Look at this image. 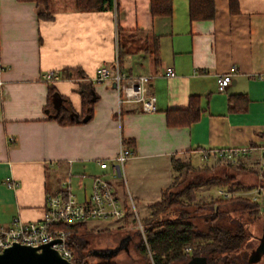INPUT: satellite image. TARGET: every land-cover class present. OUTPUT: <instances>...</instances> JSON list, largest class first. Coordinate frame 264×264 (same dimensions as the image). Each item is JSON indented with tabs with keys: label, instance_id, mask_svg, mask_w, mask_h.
Listing matches in <instances>:
<instances>
[{
	"label": "crops",
	"instance_id": "1",
	"mask_svg": "<svg viewBox=\"0 0 264 264\" xmlns=\"http://www.w3.org/2000/svg\"><path fill=\"white\" fill-rule=\"evenodd\" d=\"M117 1L118 16L113 9L82 12L73 0H50L52 18L47 20L37 17L33 2L0 0V224L41 218L46 197L60 193L63 182L74 193L75 180L83 199L96 176L107 178L126 202L133 200L143 219L176 176L173 159L196 169L212 167L223 162V152L236 149L238 156L258 157L260 163L264 0H237L236 10L231 0H214L215 16L197 21L189 18V0H173L169 17H153L150 0ZM117 24L126 52L120 68L127 75L150 76L154 112H119L112 85L94 80L100 65L115 60ZM232 65L237 70L230 84L219 90L217 76ZM168 67L171 77L165 76ZM49 70L60 78L52 83L55 92L48 103V82L41 76ZM86 90L96 99L84 120L81 95ZM242 93L247 108L231 110L229 96ZM191 96L198 98L199 119L167 126L165 112L186 108ZM61 105L82 121L57 122ZM124 140H132L133 153L123 177H114L99 163L111 161ZM7 177L17 186L8 187ZM132 218L129 213L116 224L132 225Z\"/></svg>",
	"mask_w": 264,
	"mask_h": 264
},
{
	"label": "trees",
	"instance_id": "2",
	"mask_svg": "<svg viewBox=\"0 0 264 264\" xmlns=\"http://www.w3.org/2000/svg\"><path fill=\"white\" fill-rule=\"evenodd\" d=\"M17 1L35 3L39 19L52 18L50 0ZM73 2L75 9L82 12L112 9L115 10L116 15L118 12L117 0H73ZM172 5L173 0H150L149 11L153 17H169ZM237 6V0L230 1L232 10H236ZM188 13L190 20L193 21L211 20L216 13L215 1L189 0ZM116 30L117 58L121 67L122 56L126 52L119 44L118 24ZM47 87L49 103L55 88L52 83H48ZM81 97L85 112L83 117L86 114L89 116L96 97L87 90L82 92ZM189 99L186 108L165 112L167 126H186L199 119L201 107H199L198 98L191 96ZM229 101L231 110L243 111L247 108L248 97L243 93L232 94L229 96ZM237 102L242 103L240 107H237ZM70 109L61 105L54 116L55 120L63 125L81 122V117L69 116ZM123 143L128 148L133 144L132 140H124ZM173 166L178 171L188 170L191 167L179 159H173ZM240 168L237 166L234 169ZM176 184L177 180L174 176L170 186L162 190L160 201L149 205L148 215L141 219L144 239L141 232L136 231L140 237L136 249L149 258L148 264H185L192 256L206 257L207 264H258L260 260L251 262L249 257L259 245L261 237L257 242L251 230V224L255 223L259 217V204L238 195L203 201V203H199L196 198V190L202 185L224 186L230 194L245 188L234 174L224 173L223 176L202 177L196 175L191 177L183 187L172 190L171 188ZM262 188L264 184L258 187L259 190ZM125 204L128 210L129 204L126 202ZM62 227L69 232L67 244L72 249L75 263L88 264L90 252V242L86 237L88 224L80 222L74 225L64 224ZM97 264H116V262L106 259Z\"/></svg>",
	"mask_w": 264,
	"mask_h": 264
},
{
	"label": "built area",
	"instance_id": "3",
	"mask_svg": "<svg viewBox=\"0 0 264 264\" xmlns=\"http://www.w3.org/2000/svg\"><path fill=\"white\" fill-rule=\"evenodd\" d=\"M232 65L227 73L217 76L216 83L219 90H224L230 84L232 74L236 71ZM95 82H109L116 92L118 111L136 109L140 112H154L156 110L155 100L150 92V76L148 75H127L120 68L117 54L111 66L100 65L95 70ZM174 74L172 67L165 69V76L171 77ZM60 78L58 72L49 70L42 73L41 79L48 83H54ZM3 82L0 79V91ZM241 150L230 149L223 152L221 159L225 163L236 160ZM243 152V151H242ZM133 151L131 148L120 146L118 153L111 160H102L100 168L109 166L114 177H123L122 168L130 158ZM260 165L264 167V155ZM8 187H16L17 184L11 177L5 178ZM91 192L83 199H77L63 182V190L60 193L50 194L46 197L45 206L41 218L32 221H23L21 218H14L10 223L0 224V253L12 244H23L27 246H40L49 243L61 258L76 264L73 259L71 247L67 244L69 232L62 225H74L75 223L90 221H124L129 213L133 214L136 220L135 227L144 237V228L141 219L135 212L133 200L126 202L122 199L110 181L103 176H96L93 179ZM228 197V196H226ZM129 204L127 210L126 204Z\"/></svg>",
	"mask_w": 264,
	"mask_h": 264
},
{
	"label": "rangeland",
	"instance_id": "4",
	"mask_svg": "<svg viewBox=\"0 0 264 264\" xmlns=\"http://www.w3.org/2000/svg\"><path fill=\"white\" fill-rule=\"evenodd\" d=\"M223 161V160H222ZM259 158L236 156V160L230 163L221 162L213 164L212 167L193 168L176 172L177 188L174 185L171 189L183 187L191 177L196 175L202 176H223L224 173L234 174L235 177L243 184L245 188H240L233 193H228L224 186L202 185L196 190V198L199 203L217 198H226V196H241L247 197L259 204L258 219L251 224V230L254 239L258 242L261 236L262 224L264 223V188L261 190L258 187L264 184V167L258 163ZM240 166V169H234ZM208 168V169H207ZM239 168V167H238ZM179 175V177H178ZM85 183V181H84ZM71 188H75V196L80 198V187L77 186L75 180L71 184ZM73 193V194H74ZM107 222L115 223V221H90L88 224V233L86 235L90 242V252L88 255V264H97L106 259L113 260L116 264H148L149 258L140 254L136 249V244L139 241L138 230L135 227L136 220L132 218V225L114 224L111 228H102ZM117 226V227H116ZM142 238L144 239L143 235ZM110 256L108 251H114ZM100 252L105 253L100 254ZM150 253V250H149ZM258 264H264V255L261 257Z\"/></svg>",
	"mask_w": 264,
	"mask_h": 264
},
{
	"label": "water",
	"instance_id": "5",
	"mask_svg": "<svg viewBox=\"0 0 264 264\" xmlns=\"http://www.w3.org/2000/svg\"><path fill=\"white\" fill-rule=\"evenodd\" d=\"M88 117L84 120H86ZM262 233L259 245L251 252L249 260L258 262L264 254V223L262 224ZM114 251H108L110 256ZM106 253V252H105ZM100 252V254H104ZM0 264H72L68 260L61 258L58 253L51 248L49 243L36 246H27L23 244H12L0 253ZM185 264H207L206 257L192 256Z\"/></svg>",
	"mask_w": 264,
	"mask_h": 264
}]
</instances>
